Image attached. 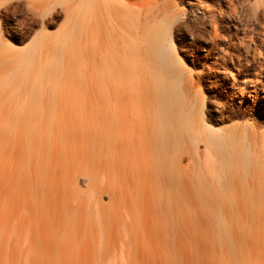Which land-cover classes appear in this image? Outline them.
<instances>
[{"label": "bare ground", "instance_id": "obj_1", "mask_svg": "<svg viewBox=\"0 0 264 264\" xmlns=\"http://www.w3.org/2000/svg\"><path fill=\"white\" fill-rule=\"evenodd\" d=\"M242 23L236 0H0V264H264Z\"/></svg>", "mask_w": 264, "mask_h": 264}, {"label": "rangeland", "instance_id": "obj_2", "mask_svg": "<svg viewBox=\"0 0 264 264\" xmlns=\"http://www.w3.org/2000/svg\"><path fill=\"white\" fill-rule=\"evenodd\" d=\"M208 1H212V0H208ZM236 3L240 8L241 22L244 23V25L242 23V27H243L242 29H246V32L248 35H252V33H253V36L257 39V47H253L254 45L251 47L256 48V49L258 48L257 51L258 50L263 51L261 56H263V59H264V38H263L264 34L262 32V25H263V21H264V17H263L264 16L263 15L264 14V0H236ZM25 15H26L25 10H17V17L18 18H23ZM49 18L53 19V21L56 23V27L53 28L51 30L52 32H50V33H52V34L56 33L65 22V16L61 12V7L57 6L56 10L51 11V13H49ZM224 23H223L224 24V34H225L226 38L224 39L222 46H223V48H228L229 44H230V46L232 47V48L230 47V50L232 49L231 51H233V46L231 44L234 42V40H236V38H235V27L233 26V24H228L227 21ZM239 31H240L239 34L241 36L242 30L239 29ZM257 34H258V36H257ZM259 38H262V39H259ZM206 45L198 46L195 49L196 54L202 55L203 53H205L206 49L210 48L209 43H207ZM256 52L251 50L250 53H251V55H253V57L257 58V56H259V53L256 54ZM251 55L249 54L248 57L252 59ZM193 59L196 60L197 56H194ZM256 65H257L255 67L256 70L260 71L259 68L261 65L264 69V61L263 60H262V64L257 63ZM232 70H233V68H232ZM256 70L250 68V69H248L247 72H245L244 75L245 76H251L252 74L257 73ZM249 73L250 74L252 73V74L249 75ZM244 75H242V76H244ZM241 126L248 129L247 128L248 124L245 121H243L241 123ZM224 127L227 128L229 131L236 129V127H234L233 123H231L227 126H224Z\"/></svg>", "mask_w": 264, "mask_h": 264}]
</instances>
